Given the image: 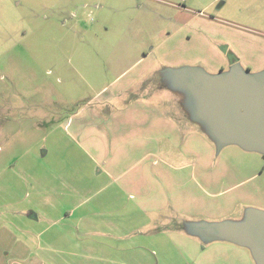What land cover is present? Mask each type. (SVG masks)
<instances>
[{
  "label": "rangeland",
  "instance_id": "rangeland-1",
  "mask_svg": "<svg viewBox=\"0 0 264 264\" xmlns=\"http://www.w3.org/2000/svg\"><path fill=\"white\" fill-rule=\"evenodd\" d=\"M180 4L186 8L188 17L206 14L212 20L216 16L227 23L229 29L246 35L259 34L258 38L264 40V0H0V232L11 236L15 246L25 244L32 252L43 244V253L37 255L42 263L50 264L47 236L59 231V225L53 221L37 224V230L42 228L46 232L43 242L36 244L31 226L34 222L27 219L26 213L33 210L34 198L47 192L48 181L53 179L47 161L50 155L42 156L43 150L51 148L48 134L77 107L115 85L118 76L143 53L154 59L153 70L157 72L154 82L143 85L140 90V84L132 85L119 96L117 103L126 102L128 97L137 94L141 98L151 97L164 115L172 104L177 107L182 101L180 94L172 96V85L167 83L173 77L169 75L172 72L165 73L164 77L160 73L164 74L168 67L175 72L193 68L187 66L185 58L180 60V65L166 66L162 63V53L150 52V48L172 33L169 18L178 16ZM227 51L239 58L229 48ZM235 64L231 67L233 70H240L253 81H264V73L250 71L243 63ZM202 70L214 76V69L205 66ZM162 80L165 85L160 87ZM104 95H100L101 98ZM185 125L188 128L183 125L177 128L180 134L189 129L193 132L192 147L201 153L203 164L212 166V182L216 168L215 176H220L224 172L233 173V165L261 167L262 160L259 155L252 154L255 152L245 153L236 145L219 146L206 124L202 132ZM172 157L175 161L178 155ZM180 159L177 164H194L190 158ZM75 162L88 165L87 159L82 157L75 158ZM229 162L231 164L226 165ZM189 173L187 168L184 171L187 183L177 184L171 173L170 176L165 174L171 178L165 179L164 187L158 186L163 179H153L147 196L142 197L137 190L133 192L130 201L146 200L149 211L144 212L147 220L135 223L137 226L129 234V242L138 248H133L129 255L124 253L119 260L125 263L132 257L133 261L143 264H255L248 249L196 229L201 224H234L245 220L249 211H244V198L242 203L235 201L234 210L225 212H214V203L228 201L230 204L237 196L232 192L253 186V181L241 179L240 175H228V180H223L227 184L220 186V193L215 197L213 183L204 187L198 177L193 180ZM259 181L264 182V175ZM107 190L109 188L100 191L101 197L110 195ZM90 208L94 206L84 211ZM61 211L56 207L47 209L51 218ZM121 214L124 215V211ZM75 216L72 220H76ZM86 223L84 221L83 225ZM72 225L76 230L81 229L75 221ZM21 228L26 231L23 237ZM162 232L170 237H162ZM80 234L81 231L76 232V238ZM128 245L124 248L129 249L131 245ZM59 250L60 264L68 261L70 264H95L83 258L81 248L62 245ZM25 257L34 258L35 254L23 257L17 253L2 254L0 261L1 264H24Z\"/></svg>",
  "mask_w": 264,
  "mask_h": 264
},
{
  "label": "crops",
  "instance_id": "crops-1",
  "mask_svg": "<svg viewBox=\"0 0 264 264\" xmlns=\"http://www.w3.org/2000/svg\"><path fill=\"white\" fill-rule=\"evenodd\" d=\"M170 5L176 7L174 4ZM185 11V7L179 8L178 16L169 18L172 33H168L164 40L150 48V52L162 53L163 64L173 67L171 63L180 65V60L185 58L188 59V62L185 61L188 65H184L200 69L198 66L201 64L214 69V74H217L222 68H224L222 71L232 70V65L227 63L226 57L229 48L239 56L238 63H243L250 71L264 73V44L261 42L263 39L258 38L259 34L246 35L229 29L224 21L217 17L210 20L206 14L188 17ZM182 33H185L186 37ZM153 68L154 59L148 53H143L118 76L115 85L104 89L100 94H105L102 98L100 95H94V100L77 107L76 111L58 122L48 134L51 148L43 150L42 156L47 158L50 155L47 161L50 162L49 170L53 179L48 181L47 192L34 198V208L26 214L27 219L35 223L31 226L36 244L43 242L46 232L42 228L37 230L36 228L39 227L37 224L42 221H53L59 225V231L47 236L49 241L47 240L46 243L51 248L48 251L51 254L50 264H60L57 255L60 254L59 248L62 245L81 248L83 258L95 264H143L135 259L133 261L132 257L129 262L124 261L125 263L119 260L123 259L124 253L129 255L136 247L133 246L136 244L129 242V234L137 226L135 223L147 220L144 212L149 211L146 200L133 202L129 197H134L133 192L136 190L142 193V197L147 196L155 178L163 179V183L158 186L164 187L165 179L170 180L171 173L175 175L173 181L177 184L187 183V175L184 174L187 168L190 169L188 176L193 180L198 177L202 186L214 184L215 197L220 193V186L227 184L223 180H228V175H240L241 179L253 181L251 187L244 186L240 191H230L232 194H237L230 204L228 201L214 203V212L234 210L235 201L242 203L243 198L246 202L245 212L251 209L264 211V182L259 181L264 175V163H262L264 157L261 154L244 150L245 153L259 155L262 160L261 167L233 165L235 167L233 173L224 172L220 173V176H215L218 172L216 168L212 182V166L203 164L201 153L192 147L193 132L189 129L188 132L180 134L177 128L179 125L188 128L185 125L188 124L192 130L202 132L205 122L199 114V104L196 101L194 105L185 103L187 100L181 92V80L178 75L169 73L173 77L169 78L167 83L170 87L176 85V92L171 90V94L173 96V93L179 92L182 101L176 104L177 107L172 104L166 115L154 105L149 96L141 98L136 94L128 97L126 102L117 103L119 96L132 85L140 84V90L143 85L153 83L157 75ZM165 71L164 74L160 73V76L164 77L165 73L168 75L167 71L175 70L168 67ZM146 74L148 77L144 78ZM142 79L143 81L140 82ZM159 84L160 87L165 85L163 80ZM116 86L117 88H114ZM175 154L178 158L173 161L171 158ZM77 157L86 158L88 165H77L75 162ZM181 157L190 158L194 164H177ZM230 164L229 162L226 165ZM96 168H99L98 171ZM108 188L110 195L106 198L101 197V193ZM165 190L166 188L163 189V193ZM89 206H94V209L90 208L85 212L84 210ZM54 207L62 211L51 218L47 209L52 210ZM123 211L124 215L121 214ZM74 215L76 220H72ZM20 218L24 219L21 215ZM74 221L79 223L81 229H74L72 225ZM84 221L87 222L85 225H83ZM21 231L23 237L26 231L22 228ZM79 231L82 234L76 238L75 233ZM72 232L73 239H71ZM161 236L167 238L169 235L167 232H162ZM125 244H130L131 247L128 245L130 248L125 249ZM39 247L32 252L25 244L15 246L11 236L2 235L0 232V255L17 253L23 257V255L35 254L34 258L25 257L23 263L44 264L42 258L37 256L43 253L44 245L40 244Z\"/></svg>",
  "mask_w": 264,
  "mask_h": 264
},
{
  "label": "water",
  "instance_id": "water-1",
  "mask_svg": "<svg viewBox=\"0 0 264 264\" xmlns=\"http://www.w3.org/2000/svg\"><path fill=\"white\" fill-rule=\"evenodd\" d=\"M188 85L199 101V114L219 146L236 145L264 157V81L240 70L202 74ZM214 238L249 250L255 264H264V211L249 210L245 220L218 225Z\"/></svg>",
  "mask_w": 264,
  "mask_h": 264
},
{
  "label": "flooded vegetation",
  "instance_id": "flooded-vegetation-1",
  "mask_svg": "<svg viewBox=\"0 0 264 264\" xmlns=\"http://www.w3.org/2000/svg\"><path fill=\"white\" fill-rule=\"evenodd\" d=\"M218 1V0H217ZM181 7H184L183 4L180 5ZM214 18H216V16H214ZM204 66H202L200 64V68L201 69H190L189 71H181V72H172L173 75H178L180 80H181V86H182V89H181V92L184 94V97L185 99L187 100L185 103H189L191 105H194V102L196 101L198 103V98L194 95V93H192V91L189 89L188 85L193 83V82H196L198 81L199 77L202 75V74H206L202 69H203ZM226 69V68H225ZM165 70H167V68H165ZM224 70V68L218 70V71H222ZM233 70V69H232ZM217 71V72H218ZM234 71V70H233ZM169 72V71H167ZM214 73V71H213ZM208 75V74H206ZM172 91L173 89H176V85H172ZM183 90V91H182ZM223 224H228V223H223ZM218 225H221V223H211V225L209 224H201L199 225L196 229L198 230H202L204 233L208 232L209 233V236L210 237H213V232L215 230V228L218 226ZM212 234V235H211Z\"/></svg>",
  "mask_w": 264,
  "mask_h": 264
},
{
  "label": "trees",
  "instance_id": "trees-1",
  "mask_svg": "<svg viewBox=\"0 0 264 264\" xmlns=\"http://www.w3.org/2000/svg\"><path fill=\"white\" fill-rule=\"evenodd\" d=\"M226 57L228 59V62L233 66L235 62L238 61V59L235 57V55L232 52L226 51Z\"/></svg>",
  "mask_w": 264,
  "mask_h": 264
}]
</instances>
